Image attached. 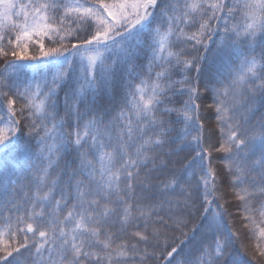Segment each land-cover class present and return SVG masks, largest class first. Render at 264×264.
I'll use <instances>...</instances> for the list:
<instances>
[{
    "label": "snow or ice",
    "instance_id": "obj_1",
    "mask_svg": "<svg viewBox=\"0 0 264 264\" xmlns=\"http://www.w3.org/2000/svg\"><path fill=\"white\" fill-rule=\"evenodd\" d=\"M86 4L88 0H37L27 5L0 0L3 55L9 52L4 51L2 29L13 16L24 18L22 24H11L20 32L9 41L13 59L0 68V96L8 98L6 114L0 107V185L4 186L0 216L4 205L9 213L22 210L16 216V232L11 223L0 227V248L4 228L13 238L23 232L24 242L0 256V264H28V257L31 264H124L135 259L138 243L155 240L153 246L159 248L160 228L172 232L171 244L166 239L165 248L175 246L166 255L154 251L151 256H164L166 264H250L235 247V233L229 234L224 226L223 205L216 204V173L204 170L202 154L208 149L201 147L202 135H191L199 120L198 114L192 115L191 101L199 87H191L190 75L180 80L171 77L177 69L185 73L195 69L204 92L241 97L242 118L227 124V131L221 128L223 139L215 150L225 154L224 165L234 175V186L249 181L248 187L234 189L247 214L248 198L264 196V76L260 75L264 0H234L231 5L226 0ZM205 7L210 14L202 11ZM237 12L243 23H229ZM197 13L207 18L199 21L195 32L179 28L181 23L195 27ZM50 33L55 46L45 48L40 43L39 53L28 55L25 40ZM174 36L192 42L195 55L181 59L183 52L172 51ZM145 61L150 84L137 70L145 67ZM213 64L218 66L213 69ZM154 67L160 71L153 79ZM225 82L223 91L212 87ZM177 85L174 95L188 91L189 100L180 108L161 110L159 105L166 102L161 97ZM13 97L25 102L19 109L27 121L23 126L16 118ZM224 104L216 102L220 124L228 111L236 110ZM173 112L175 120L163 118ZM257 112L259 118L252 122ZM199 127L202 131L203 125ZM185 149L191 154L180 156ZM257 153L258 161L251 160ZM197 168L202 175L195 185L184 180L183 173L191 170L189 175L195 177ZM16 170L23 172L27 183L9 189V173ZM260 214L264 216V210ZM25 221L30 222L20 228ZM141 222L143 230L131 234L139 237L137 243L122 241L113 247L116 239L128 235L129 227L139 228ZM29 234L34 238L31 242ZM260 236L264 237V229ZM185 245L192 247L185 252Z\"/></svg>",
    "mask_w": 264,
    "mask_h": 264
},
{
    "label": "trees",
    "instance_id": "obj_2",
    "mask_svg": "<svg viewBox=\"0 0 264 264\" xmlns=\"http://www.w3.org/2000/svg\"><path fill=\"white\" fill-rule=\"evenodd\" d=\"M30 3H36L37 0H26ZM25 0H16V3H26ZM40 3L44 2V0H39ZM83 2V0H81ZM97 0H88V4L96 3ZM105 2L111 3L114 2V0H105ZM183 2V0H182ZM215 0H208V3H214ZM226 2L231 5L234 0H226ZM86 4L85 6H88ZM202 11H206L209 14L211 13V9L205 7V9H202ZM196 20L198 21L195 27H185L183 23L179 25V28H183L185 33H192L195 32L196 29L199 27V21L201 19H206L207 17H202L199 13L195 16ZM241 22L243 23V20L241 18V13L237 12V16L235 20L229 21V23H237ZM12 22L10 21L8 26L2 31L4 32V40L3 43L7 47H5L4 51L9 52V55H3V53H0V68H3L4 64L8 60H12L13 57L10 55V52L13 49L12 45L9 44V41H15L16 35L19 33L18 28H12L11 27ZM53 34H49V36H35L28 42H25L28 48V55H37L39 53V46L40 43H43L45 48L55 46L52 43V39L49 37ZM55 38V37H53ZM173 45L171 50L174 52H183L184 56L181 57V59H188L190 56L195 55V52L192 48V42L184 43L182 41H178L176 37L174 36L172 38ZM201 51L203 49L201 48ZM259 52L260 49L257 46L255 55L257 56V59L259 60ZM234 63L236 65L239 64V60H234ZM145 67L143 69H137L141 73V78L145 80H149L148 77V70H147V61L144 62ZM173 64H175V59H173ZM213 69H215L218 65H210ZM181 67H183L181 65ZM160 71L159 67H154L152 69V78H155V73ZM190 75L192 79L191 87H199V94L196 97L192 98V115L196 116L199 115V120L197 122V128L195 131L191 132L192 136L195 135H202V144L201 147L204 149H208L206 153H203V164H204V170L207 171L209 168L213 169L216 173V180H215V186H216V204L223 205L222 212L224 214V226L226 228V231L231 234L235 233V235L232 237L235 247L241 251L242 256L245 260L250 261V264H264V255H261V249H264V237L260 236L261 229H264V221H262V216L260 214L262 210V205H264V196H260L259 194L249 197V203L248 207H250L251 211L247 214L243 211V208L246 206L244 205L236 196L234 189H239L241 187H248L249 181L245 180L244 184L242 185H233L232 181L234 179L233 174H229L228 169L224 165V156L225 154L222 152H218L215 149L219 147V144L223 137L221 136V128H224L225 131H227V124L229 123H235L236 121L240 120L242 118V113H244L245 109L243 107H239V103L241 102V97L236 96L235 98L232 96L231 93H229L228 96H220L216 97V94L214 91H208L204 92L203 90V84L197 83L196 80V72L195 69L192 70L191 73H185L181 72L179 69H177L176 73L172 75V80H180L184 76ZM261 76H264V72L260 73ZM223 79V77H220ZM259 81H256L258 83ZM135 83H139V79L135 81ZM151 81L149 80V84ZM253 82H249L246 87H250ZM227 86V82L224 84H213L212 87L219 88L221 91L224 90V88ZM187 87V86H185ZM180 88V85L176 86V89L169 91L167 93L166 97H161V99H165V103H162L159 105V108L163 110L164 108H180L184 101L189 100V92L185 91L183 95L175 96L174 92ZM4 91H7L6 89ZM11 95V93L9 94ZM61 95H63L61 93ZM7 97L0 96V107L4 108V112L6 114V105H7ZM15 100V97H13ZM217 100H223L225 102L224 106L232 109L234 106L236 107L235 111H228V113L225 115V123L220 124L217 122V109H216V102ZM235 100V105H234ZM25 102L23 100H15V103L13 105L14 109L17 110V119H21V124L23 126L24 123L27 121L23 120L20 116L19 109L22 107V105ZM196 105H199V108H196ZM261 111H264V109H261ZM25 116H27V111L24 113ZM64 115L63 108H61L60 116ZM159 116V113L157 114ZM260 113L257 112L255 116L252 117V122H255L259 118ZM228 117H233V119H228ZM165 120H175L176 119V113H165L164 117ZM203 125L202 131L200 130V125ZM176 127H183V125H177ZM26 130V129H25ZM81 131H83V127L81 126ZM65 131H68L67 125L65 126ZM191 137H189L190 139ZM135 148L132 149L134 151ZM165 150H167V146H165ZM199 150V149H197ZM186 154L190 155L191 153L188 152L187 149H185L184 152H181L180 156H185ZM259 154L251 157V160L258 161ZM63 163V162H61ZM199 164V161H198ZM97 168L99 167V163H97ZM118 166V165H117ZM151 167V165H149ZM175 167H179V165H175ZM59 171V169H57ZM191 170L189 172L183 173L184 180H189L193 185L197 183V181L200 179L202 173L200 172L199 168H197V175L195 177H191L189 175ZM143 175V173H141ZM252 175H255L253 173ZM8 180L10 183L7 184V187L9 189L13 187H18L22 183L26 184L27 181L23 180V172L20 170H16L14 172L9 173ZM123 186V185H122ZM3 185H0V192L3 191ZM28 190V189H26ZM47 189H45L46 191ZM249 191H253L249 187ZM201 192H203V186L201 185ZM23 195V193H21ZM57 198H59V192H57ZM241 195H244V193H241ZM2 203V202H0ZM72 201H69V207H71ZM8 205H4V215L0 216V227H3L4 225L11 223L13 225V232H16L17 225H16V216L22 214L21 212H8ZM202 210V209H201ZM68 211L67 208L64 209V214H66ZM163 215V214H162ZM245 215H248L251 217V219H245ZM11 217V220L8 219V217ZM166 218V217H165ZM30 221H25L24 224L19 225L20 228H26L27 223ZM135 224V221H133ZM191 226V225H190ZM155 227L160 228L159 225H156ZM120 225H116V229H119ZM143 230V223L141 222L140 227H129L127 229L128 235L121 236L119 239H116L113 243V247H115L116 244L121 243L122 241L127 242L129 245L137 243L139 241V237L133 238L131 235L132 233L136 231H142ZM153 229L149 228V231L151 232ZM115 231V230H113ZM161 234L158 237L160 247L154 248L155 240H153L152 244H145V243H138L137 250H136V256L135 259H129L124 262V264H166L164 260V256H159V258L151 256V254L155 251L157 253H164L166 255L167 251L171 250V246H175L172 244L171 246L165 248V240H169V243L171 244V229H163L160 228ZM167 231L168 236L164 235V232ZM103 239V236L101 237ZM199 234H197V239L199 240ZM34 238L31 237L29 234V240L30 242ZM211 237L208 238L207 242H211ZM4 247L0 248V256H5L6 252L12 249H15L19 247L24 242V233L23 232H17L16 236L13 238L7 231L6 228H4ZM178 243V241H177ZM192 247L191 245H185V252ZM34 251V249H33ZM147 252L149 256H144V253ZM196 255V253H193ZM46 255V253H45ZM131 255V252H130ZM25 257H28V253H24ZM143 257V259H141ZM151 257V258H150ZM180 257H177L179 259ZM28 264H31V258L28 257Z\"/></svg>",
    "mask_w": 264,
    "mask_h": 264
},
{
    "label": "rangeland",
    "instance_id": "obj_3",
    "mask_svg": "<svg viewBox=\"0 0 264 264\" xmlns=\"http://www.w3.org/2000/svg\"><path fill=\"white\" fill-rule=\"evenodd\" d=\"M26 1V0H25ZM17 4H19V5H27V4H30V2L29 1H26V3H17ZM26 11H31V9L29 8V9H25ZM23 14H21V16H19V17H15V16H13V18H12V23L14 22V23H16V24H22L23 23ZM19 29V28H18ZM19 32H20V29H19ZM36 35H32L31 37H30V39H27V40H25V42H28L29 40H31L33 37H35ZM262 210H264V209H262ZM261 210V211H262ZM261 213V212H260ZM262 221H264V216H262Z\"/></svg>",
    "mask_w": 264,
    "mask_h": 264
}]
</instances>
